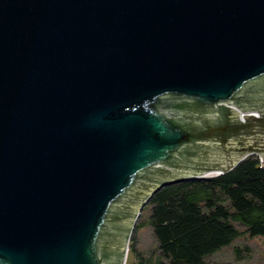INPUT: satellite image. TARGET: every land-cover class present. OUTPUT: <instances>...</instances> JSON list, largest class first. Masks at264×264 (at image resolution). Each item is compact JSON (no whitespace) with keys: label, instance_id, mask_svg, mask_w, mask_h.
I'll return each instance as SVG.
<instances>
[{"label":"water","instance_id":"95a60500","mask_svg":"<svg viewBox=\"0 0 264 264\" xmlns=\"http://www.w3.org/2000/svg\"><path fill=\"white\" fill-rule=\"evenodd\" d=\"M252 155L264 0H0V264H125L158 191Z\"/></svg>","mask_w":264,"mask_h":264},{"label":"trees","instance_id":"16d2710c","mask_svg":"<svg viewBox=\"0 0 264 264\" xmlns=\"http://www.w3.org/2000/svg\"><path fill=\"white\" fill-rule=\"evenodd\" d=\"M146 206L159 254L144 258L131 245L136 264H211L205 257L240 236L235 223L264 237V166L249 156L223 175L164 187Z\"/></svg>","mask_w":264,"mask_h":264},{"label":"rangeland","instance_id":"374dc122","mask_svg":"<svg viewBox=\"0 0 264 264\" xmlns=\"http://www.w3.org/2000/svg\"><path fill=\"white\" fill-rule=\"evenodd\" d=\"M206 178L208 177L206 176ZM149 210V207L145 206L136 221L128 246L125 264L137 263L131 253V245H133L136 254L142 255L144 258L150 257L153 260L159 254L157 251L158 243L153 234V229L147 222L150 214ZM140 223H143L144 226L137 229L136 225ZM235 226L240 232V236L230 246L205 257V262L211 264H264V237H251L244 226L238 223H235Z\"/></svg>","mask_w":264,"mask_h":264},{"label":"bare ground","instance_id":"6f19581e","mask_svg":"<svg viewBox=\"0 0 264 264\" xmlns=\"http://www.w3.org/2000/svg\"><path fill=\"white\" fill-rule=\"evenodd\" d=\"M124 251L126 252V253H125V260H124V263H125V261H126V255H127V253H128V250H127L126 247H125Z\"/></svg>","mask_w":264,"mask_h":264}]
</instances>
